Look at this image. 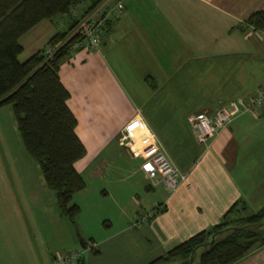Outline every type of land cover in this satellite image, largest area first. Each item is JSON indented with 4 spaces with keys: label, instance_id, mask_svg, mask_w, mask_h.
Wrapping results in <instances>:
<instances>
[{
    "label": "crops",
    "instance_id": "obj_1",
    "mask_svg": "<svg viewBox=\"0 0 264 264\" xmlns=\"http://www.w3.org/2000/svg\"><path fill=\"white\" fill-rule=\"evenodd\" d=\"M114 1L104 0L88 16L107 12ZM122 3L120 13L107 15L98 47L81 46L58 71L85 147L74 163L86 179L72 198L80 209L78 231L59 214L10 105L0 107V118L6 117L5 130L0 126V264H49L74 250L82 264H145L216 224L235 200L245 199L252 210L264 203V105L236 116L206 144L187 122L189 114L213 113L220 102H249L264 85V39L244 24L264 10V0ZM57 19L61 26L43 19L18 38L19 61L67 27L64 16ZM137 119L138 139L124 133ZM157 147L187 174L173 192L141 169ZM110 169L117 178L107 179ZM104 201L112 203L108 229L99 224L108 209L95 207ZM157 204L162 212L133 226L138 207ZM234 264H264V245Z\"/></svg>",
    "mask_w": 264,
    "mask_h": 264
},
{
    "label": "trees",
    "instance_id": "obj_2",
    "mask_svg": "<svg viewBox=\"0 0 264 264\" xmlns=\"http://www.w3.org/2000/svg\"><path fill=\"white\" fill-rule=\"evenodd\" d=\"M103 1L0 0V107L10 105L25 150L39 164L59 214L76 231L80 209L72 198L86 187V180L74 163L84 156L85 147L75 133L77 122L67 105L69 92L61 83L58 71L75 50L89 45L84 34L74 31ZM105 14L101 13L100 17ZM59 16L65 17L67 27H59L43 48L19 61L22 47L18 38L43 19L57 25L55 20ZM107 18L101 31L110 22ZM244 24L256 31L264 30V10L251 13ZM238 27L244 30L241 25ZM50 48L52 53L48 54ZM152 210L144 224L163 211L159 204ZM82 243L86 242L82 240ZM260 245H264V203L252 210L245 199L239 198L216 224L145 264H234ZM71 252L79 253L74 250L61 255ZM79 256L80 253L73 264H82Z\"/></svg>",
    "mask_w": 264,
    "mask_h": 264
},
{
    "label": "built area",
    "instance_id": "obj_3",
    "mask_svg": "<svg viewBox=\"0 0 264 264\" xmlns=\"http://www.w3.org/2000/svg\"><path fill=\"white\" fill-rule=\"evenodd\" d=\"M122 7V0H115L103 17H100L98 14L99 12L96 13V17L87 16L78 24L74 32L80 31L85 35V39L88 41L89 45L97 48L99 45L101 28L107 15L111 13H120ZM258 32L261 38L264 39V30ZM47 53L51 54L52 49H47ZM262 105H264V85L257 89L256 94L249 102H244L241 97L227 102H220L213 113L200 112L189 114L187 116V122L196 141L201 144H206L223 128L227 127L236 116L247 112L251 113ZM138 127H141V122L137 119L129 122L124 129L128 134V129ZM141 169L154 184L162 185L168 192H173L181 183L186 181L187 177L186 173L178 171L165 152L158 147L144 156ZM153 212L152 209L142 212L138 220L134 222V225L143 224L151 217ZM78 254V252H71L70 254L57 256L49 264H73Z\"/></svg>",
    "mask_w": 264,
    "mask_h": 264
},
{
    "label": "rangeland",
    "instance_id": "obj_4",
    "mask_svg": "<svg viewBox=\"0 0 264 264\" xmlns=\"http://www.w3.org/2000/svg\"><path fill=\"white\" fill-rule=\"evenodd\" d=\"M57 21H58V19H57ZM58 24H59V26H61L60 24H61V21H58ZM60 28H62V27H60ZM62 29H65V27H63ZM1 110V109H0ZM0 113H1V111H0ZM0 123L2 124V125H0V126H2V128L5 130V124H6V117H5V115H2V117L0 118ZM8 128V127H7ZM126 128V127H125ZM128 131L130 132V134L133 136V137H135V138H140V136H142V126L141 127H138V128H134V129H128ZM3 132H6V131H3ZM9 132V131H8ZM124 133H126V132H124ZM143 139H145V141H146V138L145 137H143ZM148 145L149 144H147V148H148ZM115 165H121V163L119 162V161H116L115 162ZM107 176V179H109V180H113V179H115V178H117L118 177V175H116L115 174V172L112 170V169H110V171L109 172H107V174H106ZM86 177V176H85ZM87 178V177H86ZM86 180V179H85ZM99 186L96 184V186H95V190L97 191L98 190V192L100 191V188H98ZM142 190V189H141ZM107 195V194H106ZM105 195V196H106ZM107 196H109V195H107ZM98 201V200H97ZM136 202H137V200L136 199H134V196L132 197V201H131V208H135V207H137L136 206ZM100 204L101 205H104V206H106L105 208H107L108 210H106L104 213V215L105 216H103L102 218H101V222H99V224H100V226H103V228L104 229H108L109 227H110V222H109V217H111V212H112V203L110 202V201H104L103 203H99V204H97V206H95V207H99L100 206ZM142 212H144L143 211V208H141V207H138V215H140ZM78 218V217H77ZM77 218H76V220H77ZM136 221V220H135ZM134 221V222H135ZM103 222H105L107 225H105V224H103ZM134 222H133V226H139V225H134ZM144 224V223H143ZM142 225V224H141ZM91 246H93V245H91ZM199 253V252H198ZM196 257H198V254H196L195 255Z\"/></svg>",
    "mask_w": 264,
    "mask_h": 264
}]
</instances>
